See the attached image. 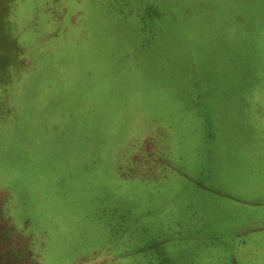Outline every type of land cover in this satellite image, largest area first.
Wrapping results in <instances>:
<instances>
[{"label": "rangeland", "instance_id": "1", "mask_svg": "<svg viewBox=\"0 0 264 264\" xmlns=\"http://www.w3.org/2000/svg\"><path fill=\"white\" fill-rule=\"evenodd\" d=\"M264 0H0V264H264Z\"/></svg>", "mask_w": 264, "mask_h": 264}, {"label": "crops", "instance_id": "2", "mask_svg": "<svg viewBox=\"0 0 264 264\" xmlns=\"http://www.w3.org/2000/svg\"><path fill=\"white\" fill-rule=\"evenodd\" d=\"M252 2L255 4V5H258L259 3L263 4V0H252ZM264 6V5H263Z\"/></svg>", "mask_w": 264, "mask_h": 264}]
</instances>
